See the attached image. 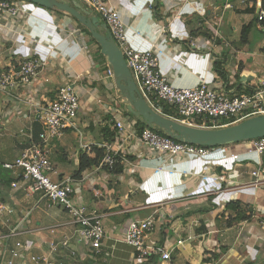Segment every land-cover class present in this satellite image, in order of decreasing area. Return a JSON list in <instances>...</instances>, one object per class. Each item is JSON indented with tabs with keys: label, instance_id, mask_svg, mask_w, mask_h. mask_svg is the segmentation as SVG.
Segmentation results:
<instances>
[{
	"label": "crops",
	"instance_id": "1",
	"mask_svg": "<svg viewBox=\"0 0 264 264\" xmlns=\"http://www.w3.org/2000/svg\"><path fill=\"white\" fill-rule=\"evenodd\" d=\"M61 1L76 2L82 11L89 12L88 17L96 16L81 0ZM106 1L118 9L128 25V43L135 49L146 48L149 42L142 38L153 41L160 29L173 21L162 37L165 39H155L160 70L171 84L194 87L205 82L212 89L241 94L264 82V28L254 22L261 0H193V7L201 14L192 6L180 13L182 0ZM149 1L153 2L151 7ZM227 4L232 8L224 9ZM26 5L30 15L0 20V63L7 64L9 57H42L48 63L29 87L0 92V203L14 208L5 217L7 222L0 221V236L19 225L21 234L10 238L7 245L27 242L28 255H43L48 242L71 234L69 216L62 208H47L39 193L28 195L20 187L12 188L20 171L3 167L39 142V110L53 101L60 85L75 84L80 97L76 126L81 138L77 143L78 132L66 131L47 143L58 174L54 180L72 178L80 154L108 143L100 134L104 126L113 129V121L121 119L134 122L136 128L137 119L120 113L108 99L109 92L114 94V85L105 75L109 65L99 46L82 31L83 26L66 13L29 2ZM216 22L221 36L211 53L187 47L188 36L208 37L209 24ZM249 24L252 26L243 44L241 30ZM71 32L76 35L68 37ZM135 32L144 37L136 38ZM216 61L223 63L225 79L214 72ZM249 149L248 142H241L214 147L205 158L190 155L168 159L134 140L127 141L123 152L133 166H123L116 175L92 166L81 174L83 184L76 190L79 201L103 216L102 250L110 255L94 256L78 245L75 257L61 251L56 264H264V230L260 224L264 220V186H251V173L257 169L259 179L264 180V155ZM158 168L161 170L156 171ZM149 216L155 222L146 245L168 252L169 260H163L160 253L139 260L134 249L122 242L130 221ZM53 227L51 233L49 228ZM3 245L0 242V250Z\"/></svg>",
	"mask_w": 264,
	"mask_h": 264
},
{
	"label": "built area",
	"instance_id": "2",
	"mask_svg": "<svg viewBox=\"0 0 264 264\" xmlns=\"http://www.w3.org/2000/svg\"><path fill=\"white\" fill-rule=\"evenodd\" d=\"M90 11L103 22L110 36L120 49L126 65L132 75L137 90L148 106L156 113H161L160 105L165 104L173 108L180 117L174 119L184 125L199 128H221L245 119L264 115V82L248 93L229 94L223 90L210 88L205 82L194 87H178L170 83L166 75L159 67V56L157 52V41L169 31L173 21L165 24L153 41L147 37L142 38V33L135 32L136 38L145 39L149 45L144 49H135L128 43V25L123 21L118 9L106 0H81ZM152 1L148 6L151 7ZM193 0H182L180 13L186 6L193 7ZM227 4L224 9H231ZM195 12L196 7H193ZM25 1L22 0H0V20L19 18L24 14L30 15ZM200 13V12H198ZM201 14V13H200ZM264 19L262 9L257 13V21ZM209 36L199 38L188 36L187 47L195 52L211 53L214 50L215 41L220 39L219 22L210 23ZM75 32L68 37L75 36ZM165 39V38H162ZM3 40L0 37V47ZM48 63L42 57H32L15 60L9 57L7 64L0 63V92L8 93L19 87H29L37 80L39 74ZM106 78L114 85L113 72L110 66L106 71ZM115 87V85H114ZM80 108V97L75 84L66 82L60 85L55 92V98L39 110V120L42 131L39 142L32 143L11 163H4L3 167L11 172L20 171L18 180L11 183L12 188H22L28 195L39 193L45 201L47 208H62L69 216L68 224L73 227L71 234L64 235L61 239L48 242V251L43 255H28L30 246L27 242L15 241L12 246L7 243L10 238L21 234L19 225L12 227L7 235L0 236V242L4 244L0 250V264H56V256L61 251H67L69 256L75 257L78 253L77 246H83L94 256L103 254L109 256V252H103L104 227L100 213L91 210L85 203L76 198V190L81 187L83 180L71 177L59 180L49 157L47 143L59 139L66 131L78 132L76 121ZM164 116V115H163ZM167 117V116H165ZM226 121L225 124H221ZM124 123L121 119L113 121V129L116 133V141L101 145L104 156L97 166L101 170L107 167V173L117 163L116 158L120 156L122 166L131 167L132 164L126 157L124 145L129 140H134L140 146L158 155H165L168 159L197 155L205 158L210 155L212 148H203L184 142H176L163 136L154 130L145 128L141 132L135 128L132 121ZM198 123H200L198 125ZM81 138V135H79ZM249 152L256 155H264V138L247 141ZM235 158V156H232ZM161 168L156 169L160 171ZM260 170L251 173L254 182L251 186H264V180L259 179ZM87 178V175L84 176ZM84 179V178H83ZM36 207V206H35ZM14 208L0 203V221L7 222L6 216L11 215ZM29 212L26 213L27 218ZM155 219L149 216L144 220L130 221L125 229L122 242L135 251L139 260H145L151 254L160 253L163 260H169L170 254L159 248L146 245L149 234L154 229ZM264 230V220L260 222ZM53 228H49L53 233ZM179 241L178 244H182Z\"/></svg>",
	"mask_w": 264,
	"mask_h": 264
},
{
	"label": "water",
	"instance_id": "3",
	"mask_svg": "<svg viewBox=\"0 0 264 264\" xmlns=\"http://www.w3.org/2000/svg\"><path fill=\"white\" fill-rule=\"evenodd\" d=\"M22 1L36 4L48 10L55 9L66 13L87 29L91 38L99 46L100 54L105 57L112 69L115 89L125 104L127 112L135 119H140L148 127L179 142L207 148L264 138V115L251 117L229 126L209 129L187 126L156 113L139 94L120 49L97 16L88 17L89 12L82 11L76 2L69 4L61 0Z\"/></svg>",
	"mask_w": 264,
	"mask_h": 264
},
{
	"label": "trees",
	"instance_id": "4",
	"mask_svg": "<svg viewBox=\"0 0 264 264\" xmlns=\"http://www.w3.org/2000/svg\"><path fill=\"white\" fill-rule=\"evenodd\" d=\"M261 9L264 11V0H261ZM254 22H257V20ZM259 24L264 28V19L262 21H260ZM251 26L252 25L249 24L247 26H244L241 30L240 40L243 44H245L247 42V36H248V33L251 29ZM82 31L91 37V34L89 33V31L87 29H85L84 27H82ZM91 41L96 43L92 38H91ZM99 50H100V48H99ZM222 64H223L222 61H216L214 63L213 68H214V72L216 73V75L218 77L225 79L227 73H226V71H224ZM159 107L161 109V113L164 116L172 117L175 119H180V117H178V115L176 114V112L173 108H171L165 104H161ZM199 124L200 123H198V125ZM145 128H149L151 130H154L153 128L148 127L140 119H137L136 129L141 132ZM154 131H156V130H154ZM156 132L159 133L158 131H156ZM100 134H101V138L104 141H107L108 143L109 142H115L117 139L115 130L110 129L107 126H104L101 129ZM159 134L166 136L163 133H159ZM166 137H168V136H166ZM173 140L176 142H179L178 140H175V139H173ZM203 148H207V147H203ZM103 156H104V149L99 147L98 145L92 146L90 149V152L80 154L79 158H78V168H77V171L72 175V178L78 180L84 171H86L87 169H89L92 166H99ZM116 160H117V163L114 165L113 169L110 171V174L116 175V174L121 173L123 170V166L120 164V156H118L116 158ZM103 168H104V170L107 171V167H103Z\"/></svg>",
	"mask_w": 264,
	"mask_h": 264
},
{
	"label": "rangeland",
	"instance_id": "5",
	"mask_svg": "<svg viewBox=\"0 0 264 264\" xmlns=\"http://www.w3.org/2000/svg\"><path fill=\"white\" fill-rule=\"evenodd\" d=\"M90 43H92V42H90ZM93 45L92 46H94V48L95 49H97L96 47V45L94 44V43H92ZM110 86H112V85H110ZM110 86H108L109 87V89L111 88ZM112 89H113V93L114 94H112V93H110L109 92V96H108V99H112L113 101H114V103H115V105H116V107L118 108V110L120 111V113H122V114H129L128 112H127V110H126V106H125V104L122 102V100L119 98V94H118V92H117V90L115 89V87L113 88L112 87ZM107 94H108V91H107ZM226 123V121H223L221 124H225ZM42 127V126H41ZM32 131V130H31ZM80 131V130H79ZM82 132V131H81ZM35 133H36V130H35ZM33 134H34V132L32 131V133H31V135H32V137H33ZM81 133H77V143H79L80 142V135ZM20 135V134H19ZM82 137H83V134H82ZM18 140V139H17ZM38 141H39V134H38ZM74 142L73 143H75V140H73ZM81 141H82V139H81ZM52 180H54L53 179V177H52Z\"/></svg>",
	"mask_w": 264,
	"mask_h": 264
}]
</instances>
